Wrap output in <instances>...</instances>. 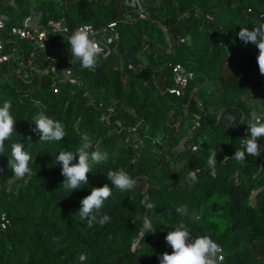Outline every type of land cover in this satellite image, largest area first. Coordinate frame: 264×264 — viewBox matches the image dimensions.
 <instances>
[{
  "label": "trees",
  "instance_id": "trees-1",
  "mask_svg": "<svg viewBox=\"0 0 264 264\" xmlns=\"http://www.w3.org/2000/svg\"><path fill=\"white\" fill-rule=\"evenodd\" d=\"M146 2L143 18L131 0H0L5 38L32 8L45 19L65 16L71 30L116 21L121 33L116 52L98 56L95 71L71 64L70 48L58 52L52 39L37 62L46 67V52L56 55L55 80L54 73H35L28 82L16 76L0 82V106L10 100L16 119L0 154V264H160L158 257L172 252L165 237L180 222L194 238L207 235L220 244L224 259L217 264H264V137L259 157L231 158L250 134L251 112L264 117L259 50L238 36L242 27L264 23V0ZM19 43L28 54V42ZM177 63L192 74L180 96L167 90ZM65 68L77 83L63 80ZM41 113L63 123L61 141L39 142L31 132ZM83 133L108 160L93 167L89 184L71 191L62 186L55 157L76 152ZM14 142L30 152L31 176L18 178L8 168ZM210 150L217 152L215 178L207 165ZM120 168L136 180L134 189L115 190L108 180L107 172ZM196 168L198 182L191 184L187 173ZM106 183L114 191L102 212L111 220L87 227L78 213L81 200ZM144 195L152 210L140 203ZM178 206L187 214H178ZM144 215L154 232L141 231L137 217Z\"/></svg>",
  "mask_w": 264,
  "mask_h": 264
},
{
  "label": "clouds",
  "instance_id": "clouds-1",
  "mask_svg": "<svg viewBox=\"0 0 264 264\" xmlns=\"http://www.w3.org/2000/svg\"><path fill=\"white\" fill-rule=\"evenodd\" d=\"M239 38L245 43H253L258 47L259 55L257 63L261 75H264V23L249 30L242 27L238 33ZM71 52L70 63L80 62L82 68L95 71L98 66L100 46L98 41L88 27H82L75 30L68 39ZM40 105V101H35ZM12 103L5 99L0 106V154L5 151V141L8 140L15 132L16 119L11 114ZM35 127L31 132L39 135V142L61 141L65 135V128L61 121L50 118L43 113L34 118ZM249 129L246 134L247 138L243 139V150H236L231 158L237 162L243 163L247 155L259 157L261 155L260 144L258 140L264 137V117L258 115L256 111L251 112V120L249 121ZM26 141L31 144L32 136L29 135ZM81 146L76 152L70 150H62L55 157V161L62 165L61 174L64 177L62 186L68 190L81 189V185L89 184L88 174L96 165H100L108 160V153L102 151L100 147H94L87 133L81 134ZM159 142V138L153 141ZM78 155V162L74 163ZM32 157L30 152L25 150V143L14 142L11 145V153L8 160V168L18 178H24L26 175L33 174L29 164ZM228 156L224 157L222 163H226ZM207 165L210 168L211 176H216L217 152L210 150L207 158ZM3 169L0 168V172ZM199 169L187 173V181L191 184L198 182ZM107 178L115 186V190L129 191L134 189L136 180L123 168L119 170H109ZM107 183L102 187H93L90 195L81 200V207L78 211L81 221L86 222L87 227H92L95 223L104 226L110 222L111 217L102 212L104 202L108 200L113 193ZM140 203L147 209L152 210L155 206L150 202V197L144 195ZM178 214H187L186 206H178L176 208ZM142 232H154L152 220L148 215L142 218ZM134 223V222H133ZM167 246L172 249L171 253L165 252L158 257L160 264H217V256L221 251L220 246L210 236L204 235L193 237L189 229L180 222L174 230L168 231L165 237ZM219 259H223L222 256Z\"/></svg>",
  "mask_w": 264,
  "mask_h": 264
},
{
  "label": "built area",
  "instance_id": "built-area-1",
  "mask_svg": "<svg viewBox=\"0 0 264 264\" xmlns=\"http://www.w3.org/2000/svg\"><path fill=\"white\" fill-rule=\"evenodd\" d=\"M64 1V0H60ZM139 6L138 13L141 17L146 18L148 13L145 8L146 0H131ZM82 27H88L100 46L99 56L106 57L113 52H116L119 45L121 33L118 28V22L110 21L106 25L97 28L93 23H83L71 30L66 22L65 16L44 18L42 11H34L26 15L21 24L13 25L9 29V39L5 38V31L8 29L7 20L0 16V82L10 80V76H16L25 82L31 81L35 73L53 74V80L56 79V62L58 57L52 53L46 52L44 56L48 61L46 67H41L37 62V52L47 51L52 39L59 42L58 52L63 51V48L70 45L68 39L71 34ZM184 40V39H183ZM10 41V43H8ZM26 41L29 44L30 51L27 54V47L19 43ZM8 43V44H7ZM27 51V52H26ZM133 67V64L129 65ZM71 68H65L63 80L70 83H77L78 80L72 75ZM192 74L185 71L181 64L173 65V85L168 87L170 93L178 96L183 95L188 87ZM195 87L194 90H198ZM54 92H58V86H53ZM187 107V105L185 104ZM201 122L197 120L195 126H200ZM196 149V147H194ZM5 224H3L4 226ZM220 246V244H218ZM218 253L217 261L220 263L224 259L223 250ZM222 256L223 259H219Z\"/></svg>",
  "mask_w": 264,
  "mask_h": 264
}]
</instances>
